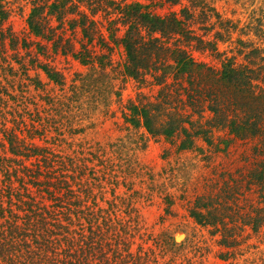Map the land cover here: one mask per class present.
<instances>
[{
  "label": "rangeland",
  "instance_id": "374dc122",
  "mask_svg": "<svg viewBox=\"0 0 264 264\" xmlns=\"http://www.w3.org/2000/svg\"><path fill=\"white\" fill-rule=\"evenodd\" d=\"M132 1L141 2L155 15L176 14L183 21L188 32L172 34L168 46L187 47L197 61L215 70L228 58L256 69L260 76L253 89L262 93L264 0H125ZM0 8L8 11L5 20L0 13V187L7 184L6 169L46 172L47 163L53 161L55 166L65 163L77 174L82 167L81 180L96 194L94 202L110 207L112 218L140 227L131 237L133 250L137 245L153 248L161 261L170 264H264V176L263 180L256 177L264 159V134L242 138L228 128L207 124L213 116L208 101L198 105L201 99L195 95L187 98L186 77L174 76L171 59L157 70L143 72L139 79L128 75L121 43L127 27L112 23L116 17L110 11L100 10L95 16L93 27L100 31L93 32L89 42L80 28L69 27L73 11L67 10L60 22L49 10H41L54 27L50 42L30 31L31 0H0ZM111 29L114 33L116 29L113 41L108 36ZM63 32L61 44L66 38L70 42L54 50ZM83 44L93 50L88 64L74 55ZM256 47L260 52L252 54ZM39 63L59 74V84L48 78ZM157 102L163 103L166 114L158 117L156 126L164 127L171 116L180 114L194 124L185 123L188 132L194 134L201 126L208 137L192 136L191 146L182 148L183 130L171 136L150 133L142 118L132 113L133 106ZM134 118L140 120L138 125ZM260 125L264 126L263 120ZM36 147L43 148L39 157L33 152ZM23 185L14 179L4 203L13 215L22 207L20 201L37 202L45 193L41 191L45 187L27 184L25 190ZM202 203L209 210L216 208L227 229L235 228L240 240L235 248L221 245L216 225L194 219L192 211L198 210L206 214L205 220H213L208 208H198ZM7 217L8 211L0 218V235ZM258 217L263 222L254 229ZM127 231L133 232L128 227ZM178 234H182L180 241Z\"/></svg>",
  "mask_w": 264,
  "mask_h": 264
},
{
  "label": "trees",
  "instance_id": "16d2710c",
  "mask_svg": "<svg viewBox=\"0 0 264 264\" xmlns=\"http://www.w3.org/2000/svg\"><path fill=\"white\" fill-rule=\"evenodd\" d=\"M31 6L27 20L30 31L36 36L47 37L50 42L54 39L52 37L54 27L42 17L41 10H49L48 14L55 16L60 22L69 13L67 10L73 11L75 16L68 20L69 27L80 28L83 37L89 42H92L95 33L100 31L98 27H93L97 22L95 16L100 10L110 11L109 15L114 14L116 17L110 20L113 21L112 23L127 27L121 43L127 55L125 72L128 75L139 79L143 72L157 70L171 59L176 71L174 76L182 79L186 77L188 84L186 91L189 93L187 98L194 99L195 95L196 99H201L197 100L198 105L208 101V109L213 116L207 124L228 128L230 132L242 138L248 134L250 136L259 132L264 134V126L260 125V121H264V90L257 94L253 89L254 81L259 79L260 73L254 68L236 65L234 58L224 60L221 68L215 70L197 61L187 47L168 46L172 34L181 35L187 31L183 21L176 14L158 16L141 2H125V0H31ZM74 10H90V12L75 14ZM0 13L5 20L8 11L0 8ZM116 29H114L115 33L112 29L108 30V36L112 41ZM64 38L65 32L61 33L54 42V50L60 45L64 49L70 42L66 38L65 43L61 44ZM175 41L177 43L178 36ZM212 46L214 47L215 44L212 43ZM42 49L45 51L47 46ZM71 49L72 47L68 50ZM260 50L256 47L251 53L258 54ZM64 51L66 52L67 49ZM92 51L83 44L74 55L88 64L92 60ZM97 59L101 60V56ZM38 67L50 80L59 84V74L53 71L51 66L39 63ZM254 72L257 74H253ZM210 78L212 83L209 82ZM203 93L207 95L204 98L201 97ZM150 104L134 105L132 113L137 114L139 119L142 118L143 125L153 135L171 136L178 130H183L186 138L181 143L182 148L191 146L192 136L202 134L208 137V131L201 126L195 128L194 134L188 132L185 123H192L191 126L194 124L189 118L180 114L171 116L164 127L156 126L155 121L166 114V108L161 102ZM149 105L150 107L146 108ZM139 119L132 120L138 125ZM37 133L38 131L35 130L33 136ZM42 149L36 147L33 152L39 157ZM54 163L53 161L47 163L46 167L49 169L46 172L32 171L28 166L27 169L23 167L21 170L23 172L4 170L7 184L0 187V218L5 216L6 211L9 213V218L4 221L5 230L0 235V264H170L161 261L160 254H157L153 248L144 249L141 245H137L133 250L131 237L136 235L140 227L135 222H132L131 226L129 222H122L120 218H112L109 213L110 207L104 209L94 202L96 194L91 188L85 187L81 180V176L85 173L82 167L77 169V176L65 163L61 162L60 166H55ZM260 167L262 169L256 177L263 180L264 159ZM17 178L22 185L24 184L25 190L27 184H33L45 187L41 190L45 193L43 192L41 200L37 202L33 199L29 203L20 201L18 204L22 207L13 215L8 206L4 207V203L11 195L13 180ZM9 182L11 184H8ZM201 207L209 210V206L203 203L198 206ZM208 213L213 215V220H205L206 214L203 211H192L194 219L199 224L216 225L215 231L219 230L222 234L221 245L235 248L240 243L235 228H226L228 225L224 218L219 216L216 208L211 207ZM262 220L261 217L254 218L253 228L258 229ZM218 223L221 224L220 229H217ZM127 227L133 232L128 233ZM143 235L142 233L139 237ZM226 256L225 254L222 258Z\"/></svg>",
  "mask_w": 264,
  "mask_h": 264
},
{
  "label": "water",
  "instance_id": "95a60500",
  "mask_svg": "<svg viewBox=\"0 0 264 264\" xmlns=\"http://www.w3.org/2000/svg\"><path fill=\"white\" fill-rule=\"evenodd\" d=\"M179 235H182V234H178V235L176 236V240H177V241H180V239L178 238Z\"/></svg>",
  "mask_w": 264,
  "mask_h": 264
}]
</instances>
